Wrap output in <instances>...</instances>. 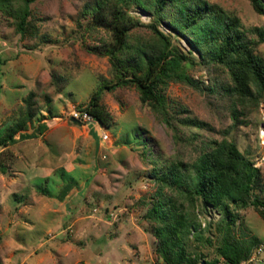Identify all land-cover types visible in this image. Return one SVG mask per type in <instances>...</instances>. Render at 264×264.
Wrapping results in <instances>:
<instances>
[{
    "label": "rangeland",
    "instance_id": "obj_1",
    "mask_svg": "<svg viewBox=\"0 0 264 264\" xmlns=\"http://www.w3.org/2000/svg\"><path fill=\"white\" fill-rule=\"evenodd\" d=\"M9 1L0 11V141L17 126L24 129L0 147V264H165L145 219L158 199L157 179L172 161L193 163L224 139L260 170L254 193L264 202V100H239L226 70L205 62L187 35L167 21L156 23L152 10L129 12L136 23L131 45H142L149 58L158 53L155 25L176 52L194 61L185 63L187 79L161 86L178 140L164 114L142 102L137 87L120 84L108 53L112 34L91 21L97 0H37L23 34L19 0ZM205 1L236 17L264 60V44L254 33L264 28V14L252 0ZM132 56L120 55L114 63L124 70ZM100 89L110 126L73 122L71 113L86 108ZM196 206L198 231L212 244L196 241L192 232L187 251L199 264H210L218 259L223 213L202 201ZM230 210L235 237L260 240L253 256L264 248V219L253 205ZM260 260L264 252L250 264Z\"/></svg>",
    "mask_w": 264,
    "mask_h": 264
},
{
    "label": "trees",
    "instance_id": "obj_2",
    "mask_svg": "<svg viewBox=\"0 0 264 264\" xmlns=\"http://www.w3.org/2000/svg\"><path fill=\"white\" fill-rule=\"evenodd\" d=\"M36 1L19 0L16 14L18 29L22 34L26 32L32 14L31 5ZM146 1L97 0L89 10L91 21L95 27L112 34L113 44L108 53L120 84L137 87L142 102L164 114V120L176 132L178 140L179 129L165 111L166 99L161 88L171 81L187 79L185 63L193 65L194 61L176 52L170 38L159 32L155 25L153 28L162 43L158 53L149 58L143 52L142 45H131V31L136 27L129 14L132 8L152 10L156 23L167 21L174 31L187 35L205 62H212L226 70L232 83L231 91L239 100L248 99L253 104L264 100V60L255 53V48L240 30L236 17L209 5L205 0H150L147 4ZM252 2L256 10L264 14L262 1ZM10 4L9 0H0V11L10 7ZM254 33L259 43L264 44V28H257ZM124 54H133L134 62L122 70L114 61ZM142 63H145V68H142ZM3 64L4 61L0 59V67ZM141 70H144L143 75L139 74ZM102 96V89L96 91L89 105L80 110L89 113L100 126L109 127L110 116L101 108ZM23 129L24 124L11 130L0 141V147H8ZM260 177V170L228 139L216 142L210 151L193 163L172 161L168 171L157 179L158 199L145 215L155 230L157 254L164 263L199 264L197 256L187 251V237L192 232L196 241L205 240L212 244L198 231L195 222L197 201L223 213L217 226L220 235L216 242L218 259L210 264H218L220 259L226 264L249 261L261 242L257 237L249 241L235 237L236 217L230 206L247 208L253 205L264 219V202L254 193ZM165 189L172 195L166 194Z\"/></svg>",
    "mask_w": 264,
    "mask_h": 264
},
{
    "label": "built area",
    "instance_id": "obj_3",
    "mask_svg": "<svg viewBox=\"0 0 264 264\" xmlns=\"http://www.w3.org/2000/svg\"><path fill=\"white\" fill-rule=\"evenodd\" d=\"M71 119L82 124L86 125H94V126H100V124L87 112L84 110H77L75 109L71 113ZM104 139L107 140L108 137L104 136ZM262 164H264V158L262 159ZM264 252L263 246L259 247L256 249V253L252 256V258L249 261L242 262L241 264H250V263H255L259 262L260 256ZM264 264V260H260Z\"/></svg>",
    "mask_w": 264,
    "mask_h": 264
},
{
    "label": "water",
    "instance_id": "obj_4",
    "mask_svg": "<svg viewBox=\"0 0 264 264\" xmlns=\"http://www.w3.org/2000/svg\"><path fill=\"white\" fill-rule=\"evenodd\" d=\"M73 122H76V121H74V120H72Z\"/></svg>",
    "mask_w": 264,
    "mask_h": 264
}]
</instances>
